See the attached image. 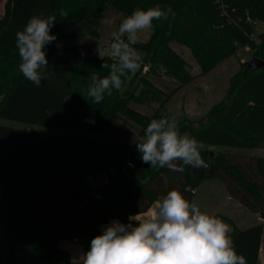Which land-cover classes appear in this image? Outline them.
<instances>
[{
  "label": "trees",
  "instance_id": "16d2710c",
  "mask_svg": "<svg viewBox=\"0 0 264 264\" xmlns=\"http://www.w3.org/2000/svg\"><path fill=\"white\" fill-rule=\"evenodd\" d=\"M170 5L175 18L154 21L151 37L134 47L142 55L134 87L126 79L119 91L99 104L86 94L89 76L108 74L110 53L71 54L77 45L61 48L60 39H73L86 18L101 20L107 5L131 15L137 7ZM61 11L67 15L62 16ZM55 13L51 34L56 41L46 46L48 79L37 87L18 70L16 33L33 15ZM264 23V0H6L0 17V117L50 127L108 132L119 119L140 127L134 142L99 143L94 135L40 132L0 123V264H72L69 249L60 245L75 235L85 253L93 237L113 218L128 224L129 216L147 211L161 195L179 190L193 202L196 189L209 179H220L228 194L261 217L241 228L232 217L230 235L247 264H258L264 233V156L217 150L213 146L252 148L264 144V66L252 69L240 61L223 99L202 117L175 119L181 133L188 132L203 147L200 155L207 168L185 166L183 173L151 168L142 162L136 143L152 119L173 117L166 102L146 114L132 107L143 93L156 87L147 74H165L179 86L195 78L187 59L171 41L188 46L201 74L209 72L241 46L249 45L264 59V30L255 40L253 25ZM53 47L66 55L53 57ZM145 66L146 73L141 74ZM212 147V148H211ZM214 155H211V151ZM109 179L103 198L93 207L83 203L96 180Z\"/></svg>",
  "mask_w": 264,
  "mask_h": 264
},
{
  "label": "clouds",
  "instance_id": "9594fccd",
  "mask_svg": "<svg viewBox=\"0 0 264 264\" xmlns=\"http://www.w3.org/2000/svg\"><path fill=\"white\" fill-rule=\"evenodd\" d=\"M61 15L67 14L61 11ZM175 16L170 5L156 4L146 10L137 7L122 20L111 34L114 62L102 64L108 74L101 77L96 71L89 76L86 94L93 103L112 96L113 90L119 91L125 80L141 69L142 55L134 47L141 42L140 33L152 30L154 21ZM55 23V13L47 17L33 15L16 33L18 70L37 87L48 79L50 66L45 48L57 39L51 34ZM101 51L98 47L102 58ZM136 147L142 162L154 169L183 173L185 166L208 167L200 155L203 145L188 132L181 133L174 117L152 119ZM128 219V224L111 222L72 264H247L246 257L236 252L230 226L202 212L177 189L158 197L151 215L138 213Z\"/></svg>",
  "mask_w": 264,
  "mask_h": 264
},
{
  "label": "rangeland",
  "instance_id": "374dc122",
  "mask_svg": "<svg viewBox=\"0 0 264 264\" xmlns=\"http://www.w3.org/2000/svg\"><path fill=\"white\" fill-rule=\"evenodd\" d=\"M5 0H0V9L5 6ZM106 14L105 17L101 20L97 18H88V20L85 21L81 27L79 28L80 34L73 38V39H60L57 44L59 47L68 48L72 45H77L72 50L71 54H79V55H85L90 53L98 54L97 49L98 47L105 53H110V44L112 42V33L118 30V27L122 20L127 17V15L113 7L112 5H107L106 7ZM97 30H99L98 33ZM262 30H264L263 23H257L253 25V31L254 35H258V32L260 33ZM146 35L145 32L140 33V39L145 40ZM174 44L179 48L180 46L185 47L189 51L186 53L184 51V56L188 59V61L192 62V57H194L192 50L186 46L185 44H182L176 40H173ZM176 47V48H177ZM83 53V54H82ZM53 57L63 56L66 55L65 52H63L62 49L53 47L50 53ZM235 61L232 63L230 67H227L226 69L219 72L216 76L213 77V79L208 83L211 88L209 90L205 89L204 86L202 87L203 90V96L206 97V101L203 102L201 105L202 108L204 106V110L206 111V108H208L209 104L211 102L209 99L212 100V102H218L219 100L223 99L226 95V89L229 84L230 77L235 73L236 69L239 66V61L241 59L245 60H252L255 57L254 49L251 48L249 45L241 46L237 53H235ZM191 58V59H189ZM191 70L194 69L192 65H190ZM149 69V66H145L143 70L141 71V74L146 73V71ZM139 80L138 78H131L130 86L134 87L136 84H138ZM201 90V91H202ZM153 91V90H152ZM152 91H147L143 93V99L142 100H133L134 107H140L147 104L149 101V94ZM210 94V96H209ZM208 110V109H207ZM191 114H187L184 116H190ZM184 118V117H183ZM200 118V117H199ZM199 118H193L197 119V123L200 122L198 120ZM0 123L12 125L16 127H22V128H29L33 130H37L40 132H48V133H55V134H71V135H94L98 137L99 142L102 141V138L98 136L102 132H96L93 133L88 130L83 129H70V128H62V127H50L41 125L38 123H28L23 122L19 120L14 119H8V118H1L0 117ZM121 124H117V126L113 129L114 132H112L110 135H115L117 133H121ZM133 137V136H131ZM128 137V138H131ZM104 139V138H103ZM131 140V139H130ZM136 140V137L133 139ZM212 148V147H211ZM217 150L222 151H230L233 153H244L246 155H261L264 156V144L254 146L252 148H241V147H230V146H215L214 147ZM99 178L96 180L98 181ZM193 202H195L201 209L202 212L209 213L210 215H217L222 214L225 216H230L234 220L235 223H237L241 228H244L250 224L256 223L259 221L257 219V216H259L258 213L252 212L250 209H248L246 206L241 204L237 199L232 198L226 188L224 183L217 178L205 180L197 189L196 193L193 198ZM261 220V219H260ZM230 226V230L233 228V225L229 221H224ZM60 245L69 249L71 253V259L78 258L81 254L85 253V248L82 243V241L79 239L78 241H74L73 237H69L66 239H63L60 242ZM261 254V260L259 264H264V233H263V243H262V249L260 250Z\"/></svg>",
  "mask_w": 264,
  "mask_h": 264
},
{
  "label": "crops",
  "instance_id": "0c3cea01",
  "mask_svg": "<svg viewBox=\"0 0 264 264\" xmlns=\"http://www.w3.org/2000/svg\"><path fill=\"white\" fill-rule=\"evenodd\" d=\"M5 2H6V0H5ZM4 11H5V6H3L0 9V17L4 14ZM86 20H88V18H86L85 20H83L82 22H80L78 24L77 30L79 33H80L79 28L81 27L80 25L85 23ZM263 25H264V23H263ZM98 31L99 30H97V32ZM98 33H100V32H98ZM145 35H146V38L144 41L148 40L151 37L152 30L145 32ZM173 42L174 41H171V45L178 52H180L184 56L183 53L185 51L189 55V51L185 47H182L183 45L178 48ZM189 59H191V58H189ZM235 59H236L235 55H232V56L226 58L225 60H223L218 65H216L209 72L204 73V74H201V68H200L195 56L192 57V59H191L192 62L188 61V59H187L189 64L194 67V69L191 70V72L195 75V78L183 86H179V82L171 76H167L165 74L149 73V74H147V76L156 87L149 94V99H148L149 102L147 104H145L144 106L140 105V107L136 108V107H134L133 100H132L130 102V105L132 107L138 109L141 112H144L146 114H152L161 105V103L166 102V105L169 108L170 112L172 113V116L177 120L182 119L183 117H185L184 115H187V114H191L189 116L190 118L202 117L216 103V102L215 103L212 102V100L209 99L211 104H209L208 108H206V111L204 110V106L202 108L201 105L203 104L204 101H206V97L203 96L204 93H203L202 87L204 86L205 89L209 90L211 88V86H209L208 83L213 79V77L216 76L222 70L226 69L227 67H230L232 65V63L235 61ZM240 61H246V60L241 59ZM238 68H239V66H238ZM237 69H236V71H237ZM229 82H230V79H229ZM226 91H227V89H226ZM209 96H210V94H209ZM117 124H121L120 126L122 129L121 130L122 132L120 134L117 133V134L111 136L110 134L112 132H114L113 129L117 126ZM98 136H100L102 138V141L99 142L98 137H96V139L99 143L134 142L138 138H140V127H138L136 125H132L124 119H119L110 131L102 132ZM131 136H133V137H131ZM128 137H131V138H128ZM135 137H136V140H133ZM213 147H215V146H213ZM154 206H155V202L152 204V206L147 211L141 212V215L142 216L151 215V213L154 210ZM134 215H136V214H134ZM134 215H132V216H134ZM256 216H257V219H259V220L261 219L260 216H258V215H256ZM113 221H118V222L124 223L118 218H113L110 221H108L107 223L103 224L102 231H104L105 228L107 226H109L110 223ZM124 224H126V223H124ZM262 243H263V240H262ZM261 249H262V244H261ZM260 260H261V254L259 257L258 264L260 263Z\"/></svg>",
  "mask_w": 264,
  "mask_h": 264
},
{
  "label": "built area",
  "instance_id": "2783aa9c",
  "mask_svg": "<svg viewBox=\"0 0 264 264\" xmlns=\"http://www.w3.org/2000/svg\"><path fill=\"white\" fill-rule=\"evenodd\" d=\"M257 23H262V22H255L254 25ZM254 36H255V40L258 42L259 41L258 35H254ZM102 54H105V52L103 51ZM108 179H109V173L104 172L100 176L99 180L96 182L94 189L90 193H86L84 195L83 203L89 204V205L95 207L98 204V202L103 198V191L106 187ZM79 239L80 238L76 235L73 237L74 241H78Z\"/></svg>",
  "mask_w": 264,
  "mask_h": 264
},
{
  "label": "water",
  "instance_id": "95a60500",
  "mask_svg": "<svg viewBox=\"0 0 264 264\" xmlns=\"http://www.w3.org/2000/svg\"><path fill=\"white\" fill-rule=\"evenodd\" d=\"M249 66L252 69H256V68L262 67V66H264V59L255 56L252 60L249 61ZM211 155H214V151L213 150L211 151Z\"/></svg>",
  "mask_w": 264,
  "mask_h": 264
}]
</instances>
